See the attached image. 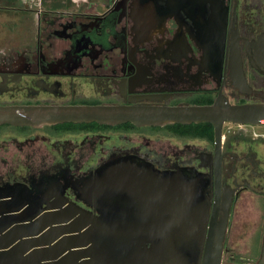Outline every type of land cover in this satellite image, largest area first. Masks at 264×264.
<instances>
[{"label":"flooded vegetation","instance_id":"af4514ba","mask_svg":"<svg viewBox=\"0 0 264 264\" xmlns=\"http://www.w3.org/2000/svg\"><path fill=\"white\" fill-rule=\"evenodd\" d=\"M21 1L0 0V109L29 110L38 121L42 109L69 108L138 119L0 123V193L99 215L85 200L97 171L197 172L209 180V229L226 222L228 252L237 205L254 196L264 206V124L226 122L217 146L210 122L141 116L264 105V0H214L204 19L188 0ZM205 40L219 46L203 50ZM123 192L124 216L151 217L158 196L136 183Z\"/></svg>","mask_w":264,"mask_h":264},{"label":"water","instance_id":"95a60500","mask_svg":"<svg viewBox=\"0 0 264 264\" xmlns=\"http://www.w3.org/2000/svg\"><path fill=\"white\" fill-rule=\"evenodd\" d=\"M187 4L204 19L210 15L207 9L214 11L217 2L188 0ZM198 45L208 51L219 46L208 40L198 41ZM27 111L0 109V123L138 119L123 109L69 108L58 112L42 109L38 121L35 113ZM162 117L163 121L212 123L219 146L226 122L264 124V105L218 102L209 107L146 111L141 123H150V119L162 122ZM127 174L122 170L96 172L94 197L87 194L90 198L85 200L99 215L76 204L36 202L26 191L0 193V264H222L226 222L211 224L209 229L207 178L187 171L157 176L138 171L136 178ZM135 183L142 194L159 197L155 208L147 210L151 217L123 214V189L133 188Z\"/></svg>","mask_w":264,"mask_h":264},{"label":"rangeland","instance_id":"374dc122","mask_svg":"<svg viewBox=\"0 0 264 264\" xmlns=\"http://www.w3.org/2000/svg\"><path fill=\"white\" fill-rule=\"evenodd\" d=\"M227 243L222 264H264V206L256 197L248 196L237 205Z\"/></svg>","mask_w":264,"mask_h":264}]
</instances>
